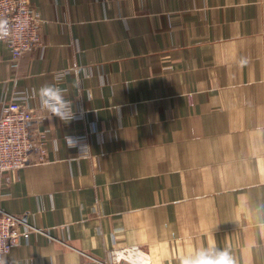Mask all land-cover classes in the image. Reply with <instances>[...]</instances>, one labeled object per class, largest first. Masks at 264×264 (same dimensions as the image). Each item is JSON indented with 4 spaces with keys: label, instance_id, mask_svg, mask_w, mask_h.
Wrapping results in <instances>:
<instances>
[{
    "label": "crops",
    "instance_id": "crops-1",
    "mask_svg": "<svg viewBox=\"0 0 264 264\" xmlns=\"http://www.w3.org/2000/svg\"><path fill=\"white\" fill-rule=\"evenodd\" d=\"M31 3L42 45L15 68L0 41V107L44 114L36 93L64 73L82 118L34 119L46 161L0 177V208L40 230L6 264H110L135 247L181 264L209 244L264 264V0Z\"/></svg>",
    "mask_w": 264,
    "mask_h": 264
},
{
    "label": "built area",
    "instance_id": "built-area-1",
    "mask_svg": "<svg viewBox=\"0 0 264 264\" xmlns=\"http://www.w3.org/2000/svg\"><path fill=\"white\" fill-rule=\"evenodd\" d=\"M0 19H7L10 34L3 40L12 54L11 62L17 67L19 60L28 52L42 45L40 32L41 15L32 6L31 0H0ZM65 74L59 73L61 78ZM44 110V109H43ZM18 100L3 103L0 107V177L6 173L19 171L29 165L46 161L43 143L32 139L29 125L36 118H45L50 114ZM74 119H81L82 113L74 112ZM75 146L86 143V135L72 137ZM37 153L33 160L31 154ZM40 231L32 226H24L23 218L9 214L0 208V260L6 262L7 255L29 238L30 233ZM110 264H151V261L138 248L113 251Z\"/></svg>",
    "mask_w": 264,
    "mask_h": 264
},
{
    "label": "clouds",
    "instance_id": "clouds-1",
    "mask_svg": "<svg viewBox=\"0 0 264 264\" xmlns=\"http://www.w3.org/2000/svg\"><path fill=\"white\" fill-rule=\"evenodd\" d=\"M10 34V24L7 19H0V40L5 39ZM55 83H46L42 85L37 95L42 109L46 110L50 116L58 117L61 121L69 122L74 119L72 110V101L65 98L64 90L58 86L59 78L54 77ZM68 141H73L67 137ZM69 147H74L73 143L68 144ZM0 264H5L0 260ZM181 264H236L231 250L228 248H219L215 244H209L207 247H201L195 252L181 258Z\"/></svg>",
    "mask_w": 264,
    "mask_h": 264
}]
</instances>
